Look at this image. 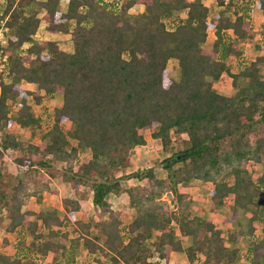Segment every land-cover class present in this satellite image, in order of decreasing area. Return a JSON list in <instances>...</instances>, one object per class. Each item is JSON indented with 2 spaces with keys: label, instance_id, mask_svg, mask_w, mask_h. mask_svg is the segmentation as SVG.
<instances>
[{
  "label": "trees",
  "instance_id": "1",
  "mask_svg": "<svg viewBox=\"0 0 264 264\" xmlns=\"http://www.w3.org/2000/svg\"><path fill=\"white\" fill-rule=\"evenodd\" d=\"M252 1L68 0L63 12L60 0H0L10 31L0 73V213L6 233L24 244L11 254L4 239L0 264H44L49 255L55 264H156L172 253L188 264H264V57L245 59L240 48L252 40ZM255 5L264 14V0ZM41 24L69 36L72 52L35 40ZM172 59L177 81L168 76ZM223 75L237 89L230 96L214 88ZM55 96L51 115L27 103ZM14 126L40 131L39 142L21 141ZM144 132L169 154L162 178L152 167L130 171ZM131 178L146 184L123 188ZM57 179L75 196L62 200L68 216L23 209L57 195ZM205 184L211 208L224 213L219 224L191 208L186 190ZM89 194L93 216L75 220ZM121 195L134 212L127 225L122 205L112 208ZM239 210L249 214L247 230L232 233ZM242 239L244 253L228 246Z\"/></svg>",
  "mask_w": 264,
  "mask_h": 264
},
{
  "label": "rangeland",
  "instance_id": "2",
  "mask_svg": "<svg viewBox=\"0 0 264 264\" xmlns=\"http://www.w3.org/2000/svg\"><path fill=\"white\" fill-rule=\"evenodd\" d=\"M114 1V0H110ZM205 4L208 3V0H203ZM256 1H252L251 8L252 12L250 13V25L253 29L254 32V38L248 42V43H243L241 44L240 48L243 53V57L245 59H252L256 56H263L264 57V14L259 11L256 8ZM68 0H60V9L64 12L66 11ZM140 9H142L141 6L136 7V11L139 12ZM3 8L0 6V16L2 14ZM6 19L0 20V27L6 28L5 25ZM10 37V31L9 29L6 28L4 31V39L7 41ZM35 40L38 41H44V40H49V41H54L60 49L67 53L72 52V43L70 40L69 36L65 35H53L48 33L47 28L44 24H41L40 27L38 28L35 36ZM214 37L212 33L209 34V39L208 41L203 45L205 48H210L211 43L213 41ZM6 46V45H5ZM7 57V56H6ZM167 70H168V76L170 79L177 81L179 78V73H178V66H177V61L176 60H171L167 64ZM21 88L26 91L34 92L36 90V86L33 84H27V83H22ZM214 88L218 93L224 96H230L233 93L236 92V88L232 86L231 80L226 76L223 75L221 79L214 84ZM61 101V97L55 96L53 100H49L47 98H43L41 101V104L37 105L34 103V101L29 98L27 103L30 105L32 111L37 114L38 112L40 113L42 109H45L47 115H51L53 113L54 108L59 104ZM47 118L43 120V124L47 122ZM12 132L16 135L18 139H20L23 142H28V143H38L39 138H40V131H35L33 135H31V131L29 129H24L19 126H14L12 128ZM145 138L147 140V144L144 147H137L133 151V164L132 168L130 171H137L138 169H143L144 167H152L154 169L155 175L159 178H162L165 176L164 171L161 169L159 163L163 161L164 159H167L169 157V154L165 153L162 149L161 146L152 141L150 139V132H144ZM86 155L89 154L87 151L85 153ZM3 164L6 168L12 169V152L7 151L3 157ZM262 166L263 164L256 165L254 167H251V171L255 175H259L262 172ZM13 172V170H11ZM55 184H51L50 189L53 191H58V199L55 197L46 199L44 201V205L42 207L39 206H32L30 204V201L27 202L26 206L28 209H35V211H44V210H52L54 208L58 209L60 215L68 213V210L62 206L61 200L64 199H74L75 196L73 192L71 191L69 185L62 184L61 181L54 180ZM146 181H139L134 178H131L129 180L123 181L122 182V187L123 188H129L133 186H138V185H145ZM211 185L210 184H205L203 186L199 187H192L190 189H187L186 192L190 195L191 197V208L193 209L194 215H198L202 217L203 219L212 221L216 224H219L221 219L224 217V213L221 211L220 208H217L216 211H213L211 208V202L208 197L209 191H210ZM91 195L89 194L88 196V205L86 204L85 207L81 210V212H77L75 216V220H81L82 216L92 217L93 216V209L90 206L91 200L89 199ZM163 200H168L166 196L162 198ZM119 204L122 205V216H123V223L124 225H127L131 222V220L134 217V212L129 209L128 204H127V198L125 195H121L118 199ZM169 201V200H168ZM117 203L114 202L113 208L114 210L117 209ZM26 208V209H27ZM226 213V212H225ZM0 245L3 243L4 239L8 240V245L6 248H4V251L8 253H13L16 249V247H21L24 244H19L18 242V236L16 234L9 235L6 233V219L5 215L3 212L0 213ZM249 219V214L239 210L238 211V216L234 221H232L230 224H228V229L232 233H236L238 231H246L247 230V222ZM257 228L259 226L255 224ZM227 234L226 231H223V235L225 236ZM95 235V233H93ZM177 239H180L179 236L176 237ZM182 243L184 247L188 246L190 244V240H182ZM27 245V241L26 244ZM228 246L233 249L235 247H238L241 253H244L247 249V243L245 242L244 239L241 240L240 244L238 246H235L233 243L229 241ZM85 251V250H84ZM84 253V252H83ZM79 256H83L78 254L75 256V259ZM156 264H188L186 257L183 253H175L170 255L169 260L166 262L163 260H158L154 259ZM200 264H202L200 262ZM238 264H244L243 261H239Z\"/></svg>",
  "mask_w": 264,
  "mask_h": 264
},
{
  "label": "crops",
  "instance_id": "3",
  "mask_svg": "<svg viewBox=\"0 0 264 264\" xmlns=\"http://www.w3.org/2000/svg\"><path fill=\"white\" fill-rule=\"evenodd\" d=\"M212 1L213 0H208V3L206 4V5H210L211 3H212ZM143 9V8H142ZM142 9H140V11H142ZM250 22V21H249ZM254 38V32H253V36H252V39ZM169 61H171V60H169ZM218 92V91H217ZM220 94V93H219ZM4 165V164H3ZM62 183V182H61ZM51 184H55L54 183V180H52V183ZM63 184V183H62ZM64 184H66V183H64ZM66 185H68V184H66ZM51 186V185H50ZM71 189V188H70ZM51 190V189H50ZM52 192H53V190H51ZM72 191V190H71ZM55 192H57V195H53V194H46L45 195V197L43 198V200L40 202V203H37L34 199H31L30 200V204L34 207V206H39V207H42V205H44V201L46 200V199H49V198H52V197H55V198H57L58 197V191H56L55 190ZM58 199V198H57ZM90 200H91V197L89 198ZM65 200V199H64ZM61 202V204H62V200L60 201ZM114 202H118L117 203V206H118V204H119V201L118 200H114L113 202H112V208H113V204H114ZM90 203V206H91V202H89ZM86 204L88 205V199H87V201H86ZM85 204V205H86ZM62 206H63V204H62ZM27 208V206L25 205L24 206V210L25 211H27V210H30V211H33V212H35V213H45V212H51V211H53V210H57V213H58V215L60 216V217H62V216H64V215H66V214H62V215H60V213H59V211H58V209H56V208H54V209H52V210H44V211H35V209H26ZM84 208V206L82 207V209ZM81 209V210H82ZM114 209V208H113ZM81 210L80 211H78V212H81ZM77 213V212H76ZM75 213V214H76ZM74 214V215H75ZM67 216H68V213H67ZM32 220H35L34 219V217L32 218ZM28 240V239H27ZM85 249L84 248H82V247H80V248H78L76 251H74V257L75 256H77L78 254H80V255H83V256H79V257H77L76 259H79V260H81V258H83L84 257V255L86 254V250L84 251ZM16 252V249H15V251L13 252V253H11V254H14ZM84 252V253H83ZM172 254H175V253H172ZM171 254V255H172ZM53 259H52V256L51 255H49L46 259H45V261H44V264H55V262L54 261H52ZM77 264H79V262L77 263Z\"/></svg>",
  "mask_w": 264,
  "mask_h": 264
},
{
  "label": "built area",
  "instance_id": "4",
  "mask_svg": "<svg viewBox=\"0 0 264 264\" xmlns=\"http://www.w3.org/2000/svg\"><path fill=\"white\" fill-rule=\"evenodd\" d=\"M6 28L0 27V73L5 69L7 65V57L4 54V47L6 45V40L4 39V31ZM164 262V260H163ZM165 263V262H164Z\"/></svg>",
  "mask_w": 264,
  "mask_h": 264
}]
</instances>
